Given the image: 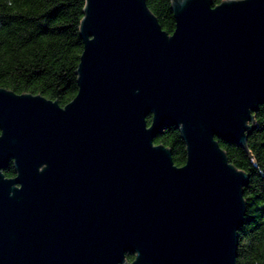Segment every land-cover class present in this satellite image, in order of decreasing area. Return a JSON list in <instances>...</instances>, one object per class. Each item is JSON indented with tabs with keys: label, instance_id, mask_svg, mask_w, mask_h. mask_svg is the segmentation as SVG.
I'll list each match as a JSON object with an SVG mask.
<instances>
[{
	"label": "water",
	"instance_id": "obj_1",
	"mask_svg": "<svg viewBox=\"0 0 264 264\" xmlns=\"http://www.w3.org/2000/svg\"><path fill=\"white\" fill-rule=\"evenodd\" d=\"M172 11L86 0L76 97L0 88V264H237L249 175L217 139L247 148L264 105V0Z\"/></svg>",
	"mask_w": 264,
	"mask_h": 264
},
{
	"label": "trees",
	"instance_id": "obj_2",
	"mask_svg": "<svg viewBox=\"0 0 264 264\" xmlns=\"http://www.w3.org/2000/svg\"><path fill=\"white\" fill-rule=\"evenodd\" d=\"M227 0H212L219 5ZM169 34L175 31L172 0H146ZM86 0H0V88L40 95L65 107L78 93V66L84 44L80 26ZM247 148L217 139L232 164L249 175L246 215L238 233L237 264H264V105L254 113ZM151 123L152 117H148ZM172 151L176 166L187 160L181 130L166 127L155 139ZM4 174L15 177L11 162ZM132 262L134 256L127 255Z\"/></svg>",
	"mask_w": 264,
	"mask_h": 264
},
{
	"label": "flooded vegetation",
	"instance_id": "obj_3",
	"mask_svg": "<svg viewBox=\"0 0 264 264\" xmlns=\"http://www.w3.org/2000/svg\"><path fill=\"white\" fill-rule=\"evenodd\" d=\"M132 256H134V255H132ZM134 258H135V256H134Z\"/></svg>",
	"mask_w": 264,
	"mask_h": 264
}]
</instances>
